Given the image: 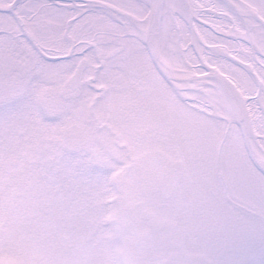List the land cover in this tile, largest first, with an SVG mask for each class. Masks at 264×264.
Returning a JSON list of instances; mask_svg holds the SVG:
<instances>
[{
    "label": "snow or ice",
    "instance_id": "6c2138e0",
    "mask_svg": "<svg viewBox=\"0 0 264 264\" xmlns=\"http://www.w3.org/2000/svg\"><path fill=\"white\" fill-rule=\"evenodd\" d=\"M0 264H264V0H0Z\"/></svg>",
    "mask_w": 264,
    "mask_h": 264
}]
</instances>
